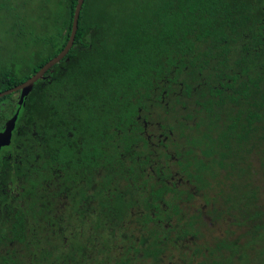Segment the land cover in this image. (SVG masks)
Masks as SVG:
<instances>
[{
  "label": "trees",
  "instance_id": "trees-1",
  "mask_svg": "<svg viewBox=\"0 0 264 264\" xmlns=\"http://www.w3.org/2000/svg\"><path fill=\"white\" fill-rule=\"evenodd\" d=\"M60 1L64 18L45 15L37 35L25 19L20 33L31 38L30 58L22 59V70L14 61L0 65V91L24 81L63 47L76 0ZM13 93L0 97V130L17 110L9 142L0 147V250L5 251L0 264H17L15 246L26 251L30 264H83L89 249H95L91 259H98L86 264H108L99 254L115 238L89 239L84 248L82 233L69 228L73 223L80 229L81 222L69 216L80 204L72 203L69 213L67 198L83 190L78 184L67 190V183L80 180L88 144L126 135L131 122L135 133L141 132L136 117L147 119L149 99L165 112L189 100L205 112L224 101L239 107L242 100L246 111L241 117L239 107L230 116L227 108L229 120L220 133L233 132L244 119L242 136L264 140V0H96L92 7L83 0L64 57L30 85L20 105ZM123 149L129 150L127 145ZM261 151L264 160L263 147ZM222 160L218 164L224 167ZM153 194V199L159 197ZM253 214L245 218L253 226L247 232L254 234L262 224L259 213ZM157 233L152 228L149 239L139 238L144 247L149 245L143 255L153 260L161 251L157 245H166ZM186 233L184 228L172 240ZM126 240L112 264H133L138 246Z\"/></svg>",
  "mask_w": 264,
  "mask_h": 264
},
{
  "label": "flooded vegetation",
  "instance_id": "flooded-vegetation-1",
  "mask_svg": "<svg viewBox=\"0 0 264 264\" xmlns=\"http://www.w3.org/2000/svg\"><path fill=\"white\" fill-rule=\"evenodd\" d=\"M160 99L164 102V96ZM183 99L187 100L188 97L183 96ZM239 107L242 117L246 111L242 100ZM239 107L224 101L219 109L205 112L203 107L189 100L185 106L165 112L149 99L145 107L148 109L145 111L147 119L136 117L141 125V132L136 134L131 122L126 135H107L89 143V159L87 165L82 168L80 180L73 185L67 183V190L73 189L77 184L79 191L83 190L82 194L76 193L67 198L69 213L72 203L80 204L77 210L69 215L70 221L74 219L81 222L80 229H75L77 225L72 223L69 225L70 231H77L82 233L83 238L87 237L84 248L88 246L89 239L103 235L111 239V236L116 241L110 248L119 252L124 249L126 239H132L135 244L139 242L140 237L149 239L152 228L158 231L157 234L161 236L163 243L165 241L164 246H167L168 236L175 231L174 228L177 232L184 229V226H179L180 221L188 222H184L187 226L198 224L206 216L202 210L207 203L203 202L201 208L196 205L191 210L193 196L202 188L210 189L204 179L197 180L198 168L205 169L207 160L212 159L211 169L214 168L219 173L231 168L238 171L234 173L239 175L245 171L251 137L242 136L244 119H241V124L236 123L233 132L220 133V126L229 120L225 113L227 108H230L231 116L236 115ZM154 108L162 111V122L157 119V128L151 130L149 121ZM176 109H183L184 112L174 115ZM185 113L191 114L192 117L186 118ZM215 114H218V117ZM194 117V124L189 125L188 121ZM203 131L207 134L203 135ZM125 140L129 143L121 142ZM260 140L262 139L255 138L258 146ZM120 145L123 148L127 145L129 150ZM260 150L261 148L259 152ZM97 153L112 157V160H95L94 155ZM218 160H222L224 167L219 166ZM152 190L157 192L159 197L153 199ZM229 203L231 198L227 196L217 200V205L222 208H213V203H209L211 211L207 216L219 220L223 217V210L239 209L236 208L237 205L232 208L233 205ZM245 217L246 215L243 218ZM171 221L176 223L172 224ZM110 231L111 234H108ZM182 238L184 239V236ZM100 243L103 245V239ZM146 247L149 248V245ZM146 247L142 244L137 247V257L132 256L134 261L139 257H150L143 255ZM229 250L230 248L228 253ZM192 253L194 255L195 252Z\"/></svg>",
  "mask_w": 264,
  "mask_h": 264
},
{
  "label": "rangeland",
  "instance_id": "rangeland-1",
  "mask_svg": "<svg viewBox=\"0 0 264 264\" xmlns=\"http://www.w3.org/2000/svg\"><path fill=\"white\" fill-rule=\"evenodd\" d=\"M23 1L25 2L21 4ZM23 1L0 0V65H8L14 61L19 64V70L23 69L22 59L30 58L32 48L29 44L31 38L20 33L24 21H26L25 19L27 18L26 22L32 26V35H37L41 32V23L45 15H48L49 19L54 16L63 19L65 14V10L62 8L64 3L62 1L60 3L59 0ZM95 1L89 0L91 7L93 3L95 4ZM52 30L53 28L50 26L48 31L52 32ZM38 46V44L35 45V48ZM12 98L16 100L18 92L13 93ZM154 109L149 121L151 122V130L157 128L155 124L157 119L162 122V111L157 108ZM183 112V109H176L174 115ZM167 118L172 120L170 117ZM195 119L194 117V119L188 121V124H194ZM248 146L246 168L241 175L234 173L238 171H234L227 176L225 171L219 173L216 169H211L212 159L207 160V167L201 169L199 173L210 189L202 188L200 191H196L191 205L192 210L196 205L200 208L203 207V202H206L207 204L202 210L205 211L203 212L206 215L205 218L200 220L198 224L188 226L184 223L186 221H180L179 226H184L187 230L184 239L172 240L178 233L174 228L175 231L168 236L167 246L157 245V247H161V251L158 253L156 260L151 257L142 259L139 257L133 264H182L181 261H184L183 264H199L200 262L205 264H211V262H221V264H264V166L261 164V161L264 162V160L260 158L262 151L259 152V148H264V140H260V146H258L253 136ZM174 177L176 179V176ZM224 196L231 198L229 204L233 205L232 208L237 205L236 208L239 209L223 210V217L219 220L208 217L207 214L211 211L209 203H213V208H222V206L217 205V200ZM220 211L222 213V209ZM254 212L259 213V222L262 225L253 234L247 232L249 228L253 227L251 222L243 217L245 215H255ZM171 223L175 224L176 221H171ZM190 236L192 239H190ZM80 241L86 242L84 238H81ZM222 241L229 244L227 248L224 246L217 247V243ZM110 242H113V240H110ZM14 245L16 244L14 243L12 246ZM136 245L139 247L140 243L138 242ZM228 248H230L229 253ZM94 250H87L88 254H85L86 259L83 264H86V261L92 262L93 260L95 262L98 259V256L91 259L95 253ZM12 251L17 264H24V261H26V264H30L29 256L26 255L25 250L15 246ZM101 252L99 255H104L103 259L106 261L108 259V264H112L114 259L120 255L117 250L111 248L109 250L102 248ZM192 252H195L194 255H192ZM0 254H5V251L0 250ZM88 256L90 257L88 258ZM224 257L228 258L229 261H225ZM42 263L44 264V261H41Z\"/></svg>",
  "mask_w": 264,
  "mask_h": 264
},
{
  "label": "water",
  "instance_id": "water-1",
  "mask_svg": "<svg viewBox=\"0 0 264 264\" xmlns=\"http://www.w3.org/2000/svg\"><path fill=\"white\" fill-rule=\"evenodd\" d=\"M82 2L83 0H76L74 4L69 33L63 47L58 51V53H56L53 57H51L45 63H43L40 68H38L32 75L27 77L24 81L18 83L13 87L0 91V97L12 92H18L17 104L20 105L23 97L27 94L30 85L34 81H36L39 77H41L44 74V72L48 70L54 63H56L59 59L64 57L68 49L71 47L74 39L79 10L81 8ZM16 114H17V110H15V112L5 121L3 128L0 130V147L7 145L9 142L10 134L14 127Z\"/></svg>",
  "mask_w": 264,
  "mask_h": 264
}]
</instances>
